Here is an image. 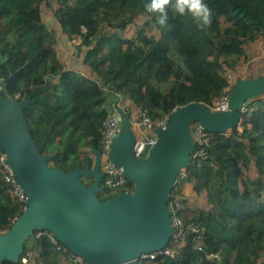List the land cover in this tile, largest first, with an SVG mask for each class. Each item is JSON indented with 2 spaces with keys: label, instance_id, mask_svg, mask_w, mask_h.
Listing matches in <instances>:
<instances>
[{
  "label": "trees",
  "instance_id": "16d2710c",
  "mask_svg": "<svg viewBox=\"0 0 264 264\" xmlns=\"http://www.w3.org/2000/svg\"><path fill=\"white\" fill-rule=\"evenodd\" d=\"M149 2L0 0V93L19 94L20 100L30 96L24 117L34 140H45L42 153L52 155L50 167L68 172L91 162L88 154L99 147L102 121L118 99L129 120L142 107L156 121L189 103L211 105L227 87L254 77L237 71L252 58L249 44L264 42V0H205L212 21L203 28L190 15L171 12L161 25L159 14L146 10ZM43 7L55 25H46ZM131 25L137 29L127 36ZM60 35L80 40L75 53L83 54L85 71L65 66L57 51ZM247 106L241 129L212 133L208 158L185 169L181 182L203 195V204L189 205L181 182L169 194L170 210L206 224L203 250L187 237L171 264H264V95ZM133 190L128 180L117 191L104 188L97 195L105 200ZM23 206L0 177V233L10 229ZM65 252L47 234L32 235L16 263L2 264H64ZM211 253L217 256L208 257Z\"/></svg>",
  "mask_w": 264,
  "mask_h": 264
},
{
  "label": "water",
  "instance_id": "95a60500",
  "mask_svg": "<svg viewBox=\"0 0 264 264\" xmlns=\"http://www.w3.org/2000/svg\"><path fill=\"white\" fill-rule=\"evenodd\" d=\"M262 95L264 75L246 77L230 89L226 111L197 102L175 108L165 128L156 127V143L146 156L147 147L143 149V157L134 156L131 122L120 111L121 130L109 158L134 190L100 200L99 148L91 149L93 164L86 162L68 172L50 167L52 155L42 153L45 140H34L24 117L30 96L8 99L0 93V148L27 196L25 209L7 232L0 233V264L16 263L24 243L37 230L51 232L87 264H137L141 253L162 249L172 233L168 197L178 172L189 167L195 148L190 124L199 121L211 133L234 130L240 123L241 107ZM83 177L90 183L85 184Z\"/></svg>",
  "mask_w": 264,
  "mask_h": 264
},
{
  "label": "built area",
  "instance_id": "2783aa9c",
  "mask_svg": "<svg viewBox=\"0 0 264 264\" xmlns=\"http://www.w3.org/2000/svg\"><path fill=\"white\" fill-rule=\"evenodd\" d=\"M81 32H85V28L81 27ZM78 38H72V42ZM224 75L230 85L234 84V76L229 69L224 71ZM227 91L221 96L215 99L211 105H207L211 110L226 111L229 109L228 105V93L230 86L227 87ZM7 98L9 95L5 93ZM12 98H19V94H15ZM241 113L250 111L247 104L241 107ZM122 110L121 99H118L112 104V109L107 117L102 121L100 126L101 141L99 143L100 150V171L102 173L101 186L103 189L117 191L124 186L128 181L127 177L120 172L111 159L109 153L111 150L113 140L118 136L121 130V115ZM136 119L130 120L131 127L135 135V141L133 144V153L135 157H141V153L145 147L148 154L149 149L156 143L157 133L156 127L165 128L168 122V116L162 117L159 120L153 121L148 111L145 108L138 107L135 111ZM240 124V123H239ZM238 128L241 129V127ZM134 128L136 131H134ZM189 133L191 136V142L195 144V148L190 152L191 161L198 159H207L209 156L208 147L211 143L212 133L207 131L204 125L199 121H193L189 126ZM143 157V156H142ZM0 177L1 180L7 184L10 188L11 197H13L19 203L24 204L23 210L26 207L27 196L24 190L17 182L16 176L12 167L7 162L6 153L0 148ZM186 177L185 169H182L177 174L176 184L181 182ZM126 192V191H124ZM170 210V209H169ZM171 213V227L172 233L168 243L159 250L149 253H141L137 258V264H160L165 258H174L177 255L179 247L183 244L187 237H190L192 247L198 251H202V241L206 236V224L203 221L194 219L186 220L182 214L177 213V210L172 207ZM17 217L14 218V220ZM43 233L47 234L49 241L53 244L57 251H66L64 255V264H87L85 259L76 253L67 250V247L63 242L58 241L54 235L49 231L37 230L33 233V237L38 238ZM217 256L213 253L208 257ZM23 260V259H22Z\"/></svg>",
  "mask_w": 264,
  "mask_h": 264
},
{
  "label": "rangeland",
  "instance_id": "374dc122",
  "mask_svg": "<svg viewBox=\"0 0 264 264\" xmlns=\"http://www.w3.org/2000/svg\"><path fill=\"white\" fill-rule=\"evenodd\" d=\"M42 18L48 27L55 25L51 12L44 7L42 8ZM224 24L225 23H222V26ZM136 29H137L136 26L131 25L129 28H127V30L124 32V34L127 36L131 35ZM79 42H80L79 39H76L75 42H72V41H68V39L63 35L59 36L58 44H57V51L60 54V56H61L66 67L82 68V67H80V61L82 60L83 54H80V56L78 57L75 53V45H77ZM263 44L264 43H261V47L260 46L257 47L253 44H249V46L247 48L251 55L254 54L255 58L258 57L257 59H255L256 63H260L261 60L264 59V45ZM83 70L85 71V69H83ZM249 71H250V67H248L246 65H241V67L238 68L237 74L243 76ZM86 74H88V71ZM136 117H137V115H134L132 120L136 119ZM134 131H136L135 128H134ZM88 157L90 159H92V164H93L94 156L89 153ZM82 180L84 183L90 182V179H88V178L83 177ZM180 187L184 188L183 195L188 200L189 205H191L192 207H198V206H201L203 204V201H204L203 195H201V196L197 195L194 191H192L190 186L185 185V181L180 183ZM110 191L112 192V190H110ZM99 193H103V191L99 192ZM108 193H110V192H108ZM23 261H26V259H23Z\"/></svg>",
  "mask_w": 264,
  "mask_h": 264
},
{
  "label": "clouds",
  "instance_id": "9594fccd",
  "mask_svg": "<svg viewBox=\"0 0 264 264\" xmlns=\"http://www.w3.org/2000/svg\"><path fill=\"white\" fill-rule=\"evenodd\" d=\"M149 13H158V23L163 25L171 12L174 16L190 15L197 27H207L212 21V10L205 0H150L146 5Z\"/></svg>",
  "mask_w": 264,
  "mask_h": 264
},
{
  "label": "crops",
  "instance_id": "0c3cea01",
  "mask_svg": "<svg viewBox=\"0 0 264 264\" xmlns=\"http://www.w3.org/2000/svg\"><path fill=\"white\" fill-rule=\"evenodd\" d=\"M259 46L261 47V44ZM251 56H252L251 60L248 62V64H246V66L250 67V72L254 74V77L264 75V59L261 60L260 63H256L255 59H257L258 57L255 58L254 54H252Z\"/></svg>",
  "mask_w": 264,
  "mask_h": 264
},
{
  "label": "flooded vegetation",
  "instance_id": "af4514ba",
  "mask_svg": "<svg viewBox=\"0 0 264 264\" xmlns=\"http://www.w3.org/2000/svg\"><path fill=\"white\" fill-rule=\"evenodd\" d=\"M92 154V153H91ZM93 155V154H92ZM88 162H90V161H88ZM93 162H94V159H93ZM91 164H92V159H91V162H90ZM100 164H101V160H100Z\"/></svg>",
  "mask_w": 264,
  "mask_h": 264
}]
</instances>
